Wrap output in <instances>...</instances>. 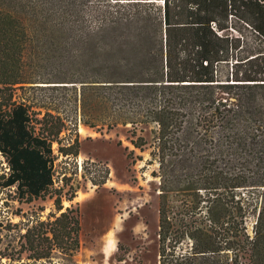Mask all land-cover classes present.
<instances>
[{"label":"trees","instance_id":"1","mask_svg":"<svg viewBox=\"0 0 264 264\" xmlns=\"http://www.w3.org/2000/svg\"><path fill=\"white\" fill-rule=\"evenodd\" d=\"M38 67L70 86L63 109L24 97ZM77 118L129 124L140 150L150 127L155 264H264V0H0V186L54 207L15 251L0 221L1 258L77 264V189L56 169L79 153L75 129L61 137Z\"/></svg>","mask_w":264,"mask_h":264},{"label":"rangeland","instance_id":"2","mask_svg":"<svg viewBox=\"0 0 264 264\" xmlns=\"http://www.w3.org/2000/svg\"><path fill=\"white\" fill-rule=\"evenodd\" d=\"M36 73L43 82L27 89L24 97L36 105L63 109L70 86L61 87L66 83L56 82V74L50 68L38 67ZM66 123L68 130L62 132L61 137H74L75 129L79 137V153L76 157L59 156L56 169L60 177L68 178L70 185L77 189L72 201L63 200L64 206H77L80 211V245L76 263L155 264L158 256L159 178L153 174L158 170L157 163H148L151 157L147 145L153 141L150 127L137 126V133L148 143L140 150L130 142L129 124L111 128L90 127L80 118ZM53 148L57 152L56 143ZM129 151L132 153L128 156ZM105 167L108 169L105 182L94 184L90 179L101 181ZM6 170V162L0 155V175ZM13 195L12 189L0 186V221L9 224L10 233L14 235L7 251L19 249L20 233L30 220L45 219L50 211H54L49 198L27 203L16 200ZM254 219L250 216L247 220L249 230ZM6 244L7 239L0 244V251ZM116 257L123 259L118 261ZM16 263V260L0 257V264Z\"/></svg>","mask_w":264,"mask_h":264}]
</instances>
